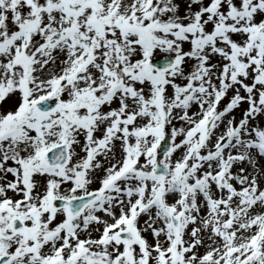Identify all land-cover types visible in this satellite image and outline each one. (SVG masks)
<instances>
[{
    "label": "snow or ice",
    "instance_id": "obj_1",
    "mask_svg": "<svg viewBox=\"0 0 264 264\" xmlns=\"http://www.w3.org/2000/svg\"><path fill=\"white\" fill-rule=\"evenodd\" d=\"M0 264H264V0H0Z\"/></svg>",
    "mask_w": 264,
    "mask_h": 264
}]
</instances>
